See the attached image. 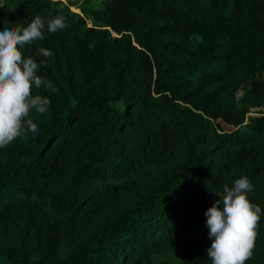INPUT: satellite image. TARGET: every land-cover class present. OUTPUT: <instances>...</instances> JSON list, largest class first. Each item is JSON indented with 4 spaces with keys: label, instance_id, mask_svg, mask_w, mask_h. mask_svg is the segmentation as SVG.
Returning a JSON list of instances; mask_svg holds the SVG:
<instances>
[{
    "label": "trees",
    "instance_id": "trees-1",
    "mask_svg": "<svg viewBox=\"0 0 264 264\" xmlns=\"http://www.w3.org/2000/svg\"><path fill=\"white\" fill-rule=\"evenodd\" d=\"M4 1L0 29L71 27L21 50L53 51L59 91L0 148V264H212L205 212L241 173L264 264V0Z\"/></svg>",
    "mask_w": 264,
    "mask_h": 264
},
{
    "label": "clouds",
    "instance_id": "clouds-1",
    "mask_svg": "<svg viewBox=\"0 0 264 264\" xmlns=\"http://www.w3.org/2000/svg\"><path fill=\"white\" fill-rule=\"evenodd\" d=\"M69 27L68 18L57 10L48 18L34 16L27 26L16 24L0 29V148L21 136L22 129L33 136L38 134V124L29 118V110L46 114L51 100L33 95V86L53 94L59 91L46 77L37 74L40 66H50L48 59L54 56L53 51L40 47L39 53L48 59L38 63L30 55L22 58L21 50L36 40H44L45 30L55 34ZM253 190L249 177L241 173L231 186L223 185L222 192L217 194L219 199L206 210L208 236L212 241L207 257L212 264H245L251 259L262 214L261 207L249 200L248 194Z\"/></svg>",
    "mask_w": 264,
    "mask_h": 264
},
{
    "label": "rangeland",
    "instance_id": "rangeland-1",
    "mask_svg": "<svg viewBox=\"0 0 264 264\" xmlns=\"http://www.w3.org/2000/svg\"><path fill=\"white\" fill-rule=\"evenodd\" d=\"M64 1H68V0H64ZM2 3L4 4L5 1H4V0H0V6L2 5ZM72 7H75V6H71V9H72ZM74 9H75V8H74ZM248 115H249V116H253V115H256V113L251 112V113H248ZM246 123H248V122L246 121ZM224 128L229 129V127H224ZM177 255H178V253H177Z\"/></svg>",
    "mask_w": 264,
    "mask_h": 264
}]
</instances>
